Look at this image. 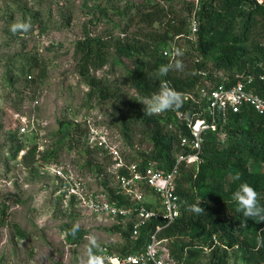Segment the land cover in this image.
I'll return each instance as SVG.
<instances>
[{"label":"rangeland","instance_id":"374dc122","mask_svg":"<svg viewBox=\"0 0 264 264\" xmlns=\"http://www.w3.org/2000/svg\"><path fill=\"white\" fill-rule=\"evenodd\" d=\"M193 3L0 0V206L7 207L5 221L0 209V264H89L91 249H119L125 244L121 233L111 231L119 225L118 219L94 216L70 203L64 185L70 189L81 182L90 192L102 190L115 197L118 156L110 149L117 150L127 164L152 161V124L131 119L129 139L124 133L126 103L139 94L129 82L135 58L121 56L117 48L128 43L145 45L149 54L162 55L173 63L180 60L184 68L175 71L190 75L187 68L199 58L195 41L186 33L174 35L169 23L177 27L184 23L189 31ZM153 5L164 7V21L141 22L137 12L152 11L147 7ZM15 22H30L32 27L27 33L13 34L10 27ZM158 33H168L170 38L161 43ZM87 37L105 43L106 64L90 70L98 88L79 73L77 44ZM255 41L264 45V19ZM176 50L182 55L176 56ZM17 115L34 120L39 127L18 135ZM217 131L219 147L231 145L226 129ZM101 140L106 142L104 147L98 146ZM182 140L181 147L175 144L178 158L185 145L192 147L187 139ZM184 162L185 171L193 172L194 163ZM65 225L85 232L80 243L68 241ZM170 241L173 249L174 243H189L190 238ZM227 253L229 264H247L238 247L228 248ZM210 256L211 249L205 248L199 256L185 257L183 264H209Z\"/></svg>","mask_w":264,"mask_h":264},{"label":"trees","instance_id":"16d2710c","mask_svg":"<svg viewBox=\"0 0 264 264\" xmlns=\"http://www.w3.org/2000/svg\"><path fill=\"white\" fill-rule=\"evenodd\" d=\"M147 8L153 10L137 12V17L143 23L160 24L167 16L164 7L153 5ZM192 9L199 24L194 40L199 58L192 67L187 68L190 75H178L173 70L166 76H160L158 68L171 61L162 55L147 53L145 45L128 43L117 48L121 56L135 58L134 68L129 71V82L139 94L134 101L126 103L128 110L125 115L123 113L122 119L125 136L129 139L131 119L152 124V161L142 160L138 163L144 166L148 162H155L158 169L167 172L178 161L176 155L179 151H175V144L181 147L182 139L192 143L188 122L201 116L206 104L184 100L177 109L160 115H148L145 114L142 100L158 92L162 80L186 95L195 94L207 82L234 84L238 81L237 76L264 73V45L255 41L260 20L264 19V0L262 3L259 0H200L198 7L192 4ZM169 24L174 35H190L191 21L189 31L184 23L180 27L172 22ZM158 37L161 43H166L170 38L168 33H158ZM77 46L81 52L79 73L91 87L98 88V81L90 75V70L106 64L105 43L98 38L87 37L79 41ZM210 61L214 63L212 68L208 66ZM255 90L264 97V82H258ZM100 95L105 96L104 90ZM179 113L184 114L183 120L178 117ZM206 118L211 124V119L208 116ZM168 126H173L174 130L168 131ZM216 127L226 129L233 142L226 148H220L215 133L217 129L209 128L204 132L199 161L194 163V171L186 172L184 161L179 167L176 190L181 200V216L162 230L161 237L169 240L181 236L190 238L189 243H174L175 248H171L173 256L181 262L185 257L199 256L207 248L211 249L209 264H229L227 249L238 247L247 264H264V247L257 249L256 245V237L264 236V222L246 219L236 211L237 205L231 199L232 193L241 183H248L258 192L260 203L264 205V116L246 106L238 112L228 110L225 117L218 111ZM196 153L192 147L185 145L181 156ZM55 154L53 152L50 155ZM237 174L240 177L238 180ZM193 206L200 211H193ZM6 208L5 205L0 206L3 221L6 219ZM161 224L158 220L150 222L134 238L133 223H119L111 231L121 233L126 242L119 249H107L120 255L136 252ZM65 230L68 241L74 244L80 243L85 235L81 229L69 225H65ZM186 247L189 250L185 253ZM97 251L91 249L88 259Z\"/></svg>","mask_w":264,"mask_h":264},{"label":"built area","instance_id":"2783aa9c","mask_svg":"<svg viewBox=\"0 0 264 264\" xmlns=\"http://www.w3.org/2000/svg\"><path fill=\"white\" fill-rule=\"evenodd\" d=\"M260 1L262 3V0ZM193 2L198 7L200 0H193ZM198 30V21L193 16L190 38L195 40ZM168 54L165 52V55ZM237 78L238 81L234 84L207 82L208 84L198 89L197 96L194 93L185 95L187 101L192 100L199 104L205 102L206 109L201 116L188 122L193 136L191 146L197 153L186 157L180 156L172 170L168 172L160 170L154 162H148L144 166L137 162L127 164L117 150L110 149L118 156L116 157L117 197L113 198L102 190L90 192L81 182L75 183V186H71L70 189L64 185L66 199L70 203L74 201L91 215L118 219L119 223H133L134 238H137L141 228L150 222L158 220L162 223L149 234L145 245L138 251L120 255L102 248L91 257L93 264H183L173 256L169 238L161 237L162 230L181 216V200L176 190L180 164L184 160H188L189 163L199 161L204 132L209 128L215 130L219 128L216 127L218 111H221L225 117L228 110L238 112L246 106L264 116V97L255 90L258 82H264V73L258 76L245 74ZM207 116L211 119V124ZM178 117L183 120L184 114L179 113ZM16 118L19 119L16 132L20 136L34 132L39 127L34 120L31 121L27 117L17 115ZM105 144L106 142L101 140L98 146L104 147Z\"/></svg>","mask_w":264,"mask_h":264},{"label":"clouds","instance_id":"9594fccd","mask_svg":"<svg viewBox=\"0 0 264 264\" xmlns=\"http://www.w3.org/2000/svg\"><path fill=\"white\" fill-rule=\"evenodd\" d=\"M30 22H15L11 25L10 31L15 34L17 32L27 33L31 29ZM176 56L182 55L179 50L175 52ZM184 68L183 63L180 60L169 62L168 64L161 65L158 68L160 76H166L170 71L177 70L182 71ZM186 99L184 93L176 91L169 83L162 80L159 85V91L154 92L150 97L145 98L142 104L145 106V114L148 115H160L167 111L179 108ZM240 177L237 174L236 179ZM231 199L236 203V211L240 212L246 219H254L259 223L264 222V205H261L259 200V194L248 183H241L237 190H235ZM193 211L199 212L198 207L193 206ZM257 249L264 247V236L258 235L256 237ZM89 264H93V258L90 257Z\"/></svg>","mask_w":264,"mask_h":264}]
</instances>
